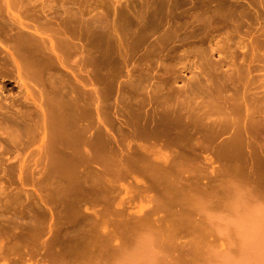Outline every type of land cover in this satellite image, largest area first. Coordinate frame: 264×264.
Here are the masks:
<instances>
[{
    "label": "rangeland",
    "instance_id": "rangeland-1",
    "mask_svg": "<svg viewBox=\"0 0 264 264\" xmlns=\"http://www.w3.org/2000/svg\"><path fill=\"white\" fill-rule=\"evenodd\" d=\"M14 1L15 0H13V4L10 0L0 1L1 22L5 23L4 19L5 17L7 18L6 15H9L8 8H12V10L16 13L22 14L23 17L26 18L25 21L29 23L28 25H30V29L24 28L23 30H27L29 32L28 34L31 35L38 34L35 36L40 37L39 41L45 36V39L43 38V40H41L40 42L45 40L44 42L46 43L49 41V45L51 41L56 43L55 41L57 40V35L54 36L55 34L60 33V31H66V29L68 31H71V33H69L70 31H67L69 33L67 34V36L69 37L70 41H72L71 44H73L74 42V46L78 47L73 54L77 53L81 56V58L77 54L76 56H73L72 54L71 57L66 61V67H68L69 69L62 67V71L68 73L64 74L63 76L66 79V82L69 83L68 85H72L70 88L74 87L73 83L78 87L83 82L87 84L86 88L84 87L86 89V93L87 90L88 93H91L92 91L99 92L95 94V97H98V99H91L92 102H90V100L86 101L85 111L87 112L86 115L88 116H86L87 120H85L84 124L87 125V127L90 124L88 137L90 136V138L93 140L99 137L95 145L97 144V147L102 149L104 153L103 157H110L114 159L111 163L107 164V166L104 167L98 165L97 163H94L92 164V168L90 167L91 165H86L84 167L80 166L77 169V167L74 168L71 165L68 170V175H70L72 181L71 183H69L70 181H68V178L65 179L66 181L62 180L61 188H63V185H66L64 187L69 190L70 188L75 189V191L79 189L77 191L78 194H74H77L80 197H75V200H73L74 198L72 197L73 199L69 198V200L72 199V201H78L79 199H82V201L79 200L81 201V204L79 203L78 207V201L77 203H74L76 204L75 206H72L71 204L73 203L70 204V202H66L67 197L65 198L66 201L63 200L64 198L60 199V202L56 200V198L58 199V197H55L54 195H56L57 190L59 191L58 187L60 185L58 183H56L58 187H55V183L53 184L54 186L52 185L53 182H56L54 179L57 180L58 177L54 178L52 176L53 172L51 171V168L49 166L50 162L48 158V149L46 150V143L41 138L43 135L40 132L43 130L45 125L44 123H42L43 121L41 122V120H44V117L40 109L45 105V95L44 91L42 90L43 87L42 85H40V83L36 84L37 81L32 80L33 78L29 79L32 76H29L28 78L25 77L24 70H22L21 75H19L20 73L18 71V68L9 54V50H11L10 46L13 45L12 37L9 40V36H12V31L14 36L16 30H11L5 24L0 23V38H2V40L0 39V42L4 40L0 43V52L3 51L0 53V65L3 64V66H0V192L2 193V191H4V193H0V211H2L4 215L8 216V218L10 217V219L19 217L21 224H23L20 234L16 235L15 237H11V235L8 234V236L6 234L0 236V264H264V155H259V153L261 154L264 151V129H262L264 123V113L261 112L262 114L256 115V117L248 120L249 122H253H248L250 126H247H253L256 128L260 127V132L257 131L256 128L252 127L254 130H252L254 134L248 130L244 131V133H240V136H242L243 134L246 136V138L244 137L245 139L243 138L242 142L240 141L241 138L236 133L234 134L233 129H224L226 126L225 122H222V124L216 122L214 124L217 125H214L211 121H208L209 119H207L206 117L208 122L205 121L207 122L205 124L204 120L206 119H204L205 117L202 113H205L209 109H211L212 111L215 110V113H213L214 116L212 115L213 118L215 116H223L224 114L225 118L224 116H220V119L223 118L222 120H224L228 115H226L225 112H230L231 109L226 108L225 105H222L220 103V100H215L216 103H219L217 106H215V109L214 105L216 103L212 105L213 109L208 106L209 109L204 110L205 106H201L204 104L207 105V103L205 102L209 97L205 95V93L203 94V91L200 92V89H196L199 86V83H197L198 75L196 76L199 70H197L194 64L197 61V57L194 53H192L189 59L186 57L183 58L184 55H182V50L187 46H185L184 48L183 46H180V49L178 48L176 49L177 51L174 50L175 52H171L173 56L171 58H168V55H166L167 58L165 57V55L162 58L160 57V59L162 60L158 59L159 57H157V59L160 61H156V59L155 61H152V59L154 58H150V61L152 62L148 63L146 61L148 57H145L144 55L142 57V54H144L145 50L143 48L140 49L139 47H136L137 50H135L134 45V50L131 48L132 50L130 49L129 51L130 56L124 57L126 55H124L123 52L119 53L120 55L123 54L122 56L123 58H125V60L123 61L122 58L118 59L119 63H121H118V67H116V69H118L117 71L120 73L116 78L113 79V75H107L109 79L106 78L107 76H101L105 77V79L98 78L100 76L97 77L98 80L101 79L100 81H102L103 79L102 82L95 80L97 78H94V75L90 72L94 68L92 67L94 65L92 63V65L88 63L90 51L88 52L87 50V46L90 49L89 44L87 43L92 44V42H94V40L97 38V35L91 36L90 34L92 29L90 28L91 26H89V24L91 25L92 23L91 18L94 22L97 17L103 15L102 17H105L107 24H111L110 26L107 25V27H113L115 24L119 23L118 14L121 11L124 10L127 13L131 12L129 14H133L136 11H144L147 5L145 1L148 3V1L150 0H79V2H77V0H75V2L73 0H70L73 1L70 3H68L69 0H59L60 2L57 0L59 3L56 0H17V9L14 5L16 1ZM50 1H53L52 3H54V1L55 3L57 2V4H53L54 7H51L53 8V11L50 9V6H52V4L49 3ZM91 1L93 4H91ZM80 2L81 7H83L85 4L84 7L86 8H83L84 10L87 9L86 11H84L82 8L79 11L80 6H77L80 5ZM32 3L34 5H32ZM66 3H68L67 5L71 3L74 5L76 3V7L78 9L75 10V5L73 6L72 4L69 6H64L66 7L64 9L63 4ZM88 3L90 4V7L96 4H99V7L92 6L90 8L91 10H89ZM48 4L51 5L48 6ZM43 5H46V8L42 7ZM32 6L35 8V10H33L34 8H32ZM70 6L71 8H69ZM72 6L74 7V9ZM55 7H58V10L61 11L62 14L58 12L57 8L54 9ZM67 7L69 10H73H70L68 15L65 14L66 12L64 13L65 15H63V12L67 11ZM29 8L30 10L32 8L31 13H29L30 10L28 11ZM44 8L46 11L44 10ZM61 8L64 9L63 12ZM40 9H43L42 12H45L40 13ZM115 9L117 15L116 13H113L115 11H112ZM88 10L90 11V13H88ZM25 11H27L28 13H25ZM75 11L77 12L75 13ZM47 12H50V14L47 15ZM52 12L55 14L53 15ZM36 13L42 14L43 16L40 15L41 17H39V14ZM80 13V19H83L86 16V20L81 19L80 22L79 18L78 20L74 19L76 20L75 24V21L72 20V18L70 22H68L69 26H66V24H64L65 26L63 25V23H67L66 21L70 19L69 17H73L75 14L79 15ZM58 14H61V16L63 15L62 18L61 16H58ZM51 15L53 16V18L51 17ZM64 16L68 19H65ZM115 16L118 17L116 18ZM94 17L96 18L94 19ZM38 18V21L40 22H44L49 18L50 22L49 20H47V22H49L47 24L50 26H47L46 24L45 25L48 28H45L46 26H41L40 22L37 23V21H35ZM62 19L65 22L62 21ZM89 21L91 23H89ZM43 22L42 24L44 25L46 21L44 23ZM82 24L87 29L84 27H80L82 26ZM39 26H41L42 28H39ZM7 28L11 31H9ZM35 29H38V32L34 31ZM81 29L84 31H82ZM52 30L53 32H55V34L52 32ZM54 30H56L57 32ZM86 30L89 31L86 33ZM2 32H7L10 35L8 36L7 34L6 36V34ZM83 32H85V34ZM50 33L54 34L53 38L55 40L52 39V36H49ZM82 34L84 35L82 36ZM2 35L3 37H1ZM69 35L74 36L72 37ZM89 36H91L92 38H96H93L92 41ZM5 40L9 41L6 42L8 46H6V44L4 43ZM129 40L130 42L127 43L132 44L131 41L133 39L131 40L129 38ZM135 42L136 40L134 41V44ZM127 43L125 42V46L128 48V45H126ZM203 45L206 46L207 43H204ZM123 49H125V47ZM138 49H140L141 51H138ZM86 52H88V54ZM86 54L88 57L86 56L87 60L85 58L84 63L82 57H85ZM140 55L141 59H144L145 62L140 59ZM72 56L74 58H72ZM169 56H171V54ZM118 57L120 56L118 55L117 58ZM214 57L215 58L213 59H216L218 55ZM140 60L142 61V63ZM7 61L8 63H6ZM83 63L85 64V67ZM11 64H13L12 66L16 68L14 69ZM4 65H8L9 68L12 67L13 70ZM150 67H152V69L149 70ZM143 68H146L148 72ZM140 69L146 71L147 73H145V76H147L148 74V77L146 78L145 76H143V79H141V81L139 82L141 84L137 82L138 85H140L139 88V86L136 84L138 86L137 89H139L140 91H137V89L133 91V89L136 88L135 83V87L132 86V89L127 86H130L128 85L130 81L132 83L133 79L139 77V75H137L135 78H133V75H136L138 73L142 74L141 72H139L141 71ZM83 70L84 72H82ZM149 71L152 72L150 76ZM74 72L77 73V75H75ZM131 72H134V74H131ZM257 72L255 73L260 76L253 73V79L251 75L249 77L245 75L248 79L243 76L242 80L243 78L245 80H241L242 82L240 81L242 86L239 87L240 89L243 88L242 93H248L247 95H245V97H249V100L253 98H260L261 101L264 100V70ZM22 75L25 78H23ZM21 76L23 80H21ZM70 76L72 77L71 79L73 81L70 79ZM110 78H112L113 80L111 79V81ZM19 80L26 81L31 84L35 83V85L37 86H35L34 95H32L33 97L30 100L27 98V93L24 86L21 85L23 86L22 88L19 85L21 84ZM76 81H78L79 83L81 81V83L77 85L78 82ZM243 82L245 84H243ZM249 83L250 85L252 83L256 84L257 88L255 87L256 85L252 84L250 86ZM261 84L262 86H260ZM161 85H164V87H161ZM195 85L198 86L195 88ZM244 85L250 86L249 88L247 86L248 91L245 90L246 92L244 91V89H246ZM154 86H156L157 89L154 88ZM159 86L161 87V91L159 90ZM232 87L235 89V86L232 85ZM232 87L231 89H224L222 91L223 93L221 94L224 95L222 97H230L231 94L233 97L234 93H236L238 89H235L236 92H234L235 90L233 89L232 91ZM237 87L238 86H236V88ZM127 88L129 89V92H127ZM188 89L190 91H188ZM250 89L252 90V92ZM259 89L262 90L261 96L259 94ZM130 90L134 93H132V97L134 96V99L130 95ZM229 90H231L232 92L230 93ZM135 91H137L138 95L141 96H139L140 99L143 97L141 99L142 101L138 100L139 97H137V92ZM239 91L241 92V90ZM154 93H156L155 96ZM186 93L188 96L185 95ZM126 94H128V99L125 98ZM244 94H236L235 96ZM202 96L207 100L205 101L203 99L204 101H202ZM205 96H207L208 98H206ZM144 98L145 100H143ZM189 98L191 101L189 100ZM129 99H131L132 101L137 99L135 100V103H133L134 106L130 104V102L132 101H130ZM209 99L213 98L210 97ZM184 100L186 102H182ZM30 102L31 104H29ZM261 103L262 105L260 104L259 106H261L262 108V110H260L263 111L264 104L263 102ZM199 104H201L200 106L202 108H200ZM34 105L36 106L39 113L37 112V110H35L36 108L33 107ZM219 105H221V107ZM199 108L202 110V112L201 110H199ZM217 108L220 111H218ZM243 108L245 107H240L239 110L241 109V111H244ZM21 111H28L27 116H29V114L33 112L34 119L32 120V116H30V119L31 123L32 121H36L34 122L36 124L33 123L32 127L36 126L35 128H33L35 129V132L38 130L40 134H37L36 132V135H34L33 137L29 134H26L25 132L22 133V128H20L22 127V125L20 126V124L12 120L11 122L10 120L7 121V118L11 117L9 114L15 112V116L22 113ZM35 111L36 113H34ZM195 111L197 112V115L203 117V121H199V118L195 120L197 116ZM16 112L19 113L16 114ZM191 114L194 115L192 116ZM147 117L149 120H147ZM229 117L233 120V118L235 119V117L237 116L232 113L231 115H229ZM237 118L239 119V116ZM30 119L26 121H29ZM220 119H216L215 117V120L217 121H219ZM259 120L263 123L261 122V124ZM88 121L90 123H88ZM195 121L201 122L202 124L198 125V123L196 124ZM212 121H214V119ZM237 121L241 123L240 119ZM40 122L44 125L42 126ZM31 123L29 121V124ZM68 123L70 125H73V122L69 121ZM208 123L210 125L206 126ZM240 123L239 125L241 126ZM13 124L19 125L20 132L17 130V128H15L16 125L14 126ZM192 124H196L197 126H192ZM37 125L40 126L39 128H42V130H39V128L37 129ZM213 125L214 127L212 128L211 126ZM215 127L219 132L217 133V135H215V132H217V130H215ZM193 128L194 130H192ZM221 128H223L224 130H221ZM95 131H99V133ZM256 131L258 133H255ZM259 133L260 137L258 136ZM248 134H251L252 138ZM92 135L93 137L95 135V138H93ZM236 135L238 138L236 137ZM254 137H259L260 139L257 138V140H253L255 139ZM234 138H237V140L235 141ZM231 139L235 144L234 147L236 146L235 149L232 146L233 143L231 144ZM251 139L255 143L254 145L252 144V142H250ZM234 141L237 143H235ZM245 142L247 143L245 144ZM250 146L251 148H249ZM252 146L254 148H252ZM256 147H259L261 150L258 149L259 151H256ZM227 150H235L234 152L236 154L227 155L222 153ZM245 154H247L248 156ZM249 154H252V156ZM126 155L128 157L132 156L131 158L133 159V161L134 159H136L133 157L138 156V159L140 157L139 160L136 159V161L138 162L135 161L138 166H136L135 168L130 166V168L132 167L131 171L133 172L129 170V167L128 169L126 168V166L128 165V157ZM145 155L147 156L145 157ZM117 156H119L122 160L126 159L125 156L127 157L126 162L124 161V165H126L127 163L126 166L123 165V161L121 160V164L125 167L126 170L124 168L118 167L120 166V163H117ZM141 157L144 158V161H142L143 159L141 160ZM131 158H129L128 160L130 161ZM133 161L132 163L130 161L129 163L131 164L129 165L135 166L136 164H134ZM139 161L144 162V164L141 162L139 163ZM142 164L144 167H142ZM115 165L123 173V176H121V178L120 176L117 177V179L120 178L117 181H115L116 178L114 179V177H112V179L110 177L111 171L109 174L110 176H107L105 174L107 173L106 171L108 169H111V167H114ZM138 167L145 169L146 167H152L151 169H149L153 171L155 175L153 173L151 175L150 170V173L148 172L149 175L143 169H140L139 171ZM90 168L92 171L89 170ZM94 170L97 171V173L98 171L101 172V170H103L105 172V180L102 179L101 184L97 185L95 188L94 185H96V183L93 179L90 178L92 181H87V183L89 182L88 184H92L94 182V185H89L90 187L88 186V190V187L86 188L87 185L83 187L85 189V192H89H86V195L85 193H83L84 191H82L83 188L78 186V181H76L75 183V179L78 180L77 177L81 176L82 174L84 177L86 175L88 176L87 173L89 172L90 174L92 172L96 173ZM84 171L88 172L85 173ZM141 171L147 178L142 175L143 173H141ZM47 172H50V174H46ZM78 173H81V175H79ZM150 175L155 181H157V183H153L154 181L152 177H150ZM50 177L54 180L53 182ZM48 179H50L49 182H47ZM111 181H114V183H112ZM53 187L54 189L58 188L55 190L56 193L54 192V194L49 191ZM1 188L5 190H2ZM90 188L92 190H90ZM72 189L70 191L74 192L72 191ZM97 190L101 193L97 192ZM47 191L50 195L49 200L47 199ZM52 191L54 190L52 189ZM16 192L19 193L16 194ZM51 193L53 196L51 195ZM98 194L100 195V198L98 197ZM45 195L47 196L46 198ZM42 196L48 201L45 199H43L45 200L43 201ZM51 197L52 199L54 198V201H52ZM84 197L87 198L84 199ZM62 200L65 201V203H62ZM50 203L54 205H51ZM33 204L35 205L33 207H35L36 212H34L35 210L32 207ZM38 204L40 207L38 206ZM8 208L10 212L8 211ZM42 208H44L45 210ZM37 210L39 211V214L41 213V218L39 216H36L39 215L37 214ZM77 210L82 213L81 216L79 215ZM32 211L34 212V214L32 213ZM12 212L14 214H12ZM30 212L33 215H31ZM97 213H100L102 217H98ZM77 214L84 222L87 221L86 218H94L93 216L101 219L106 217L107 215L109 220L106 221L105 219H103V221L105 220L104 223L101 219V223H99V220L95 221V219L90 218V221H95L98 223L94 222L95 225L97 224L95 226L94 223L89 224L88 220L85 223V225L87 223L88 225L84 227L87 230L86 231L84 229H80L83 228L82 225L84 226V224H81V220L79 219ZM65 215H73L72 217H76L73 218V220L71 219V222L70 219H68V216ZM82 216L85 218L82 219ZM32 217H35L38 221L39 218L41 219L40 223H38V221L32 223L33 225L36 224L37 226V228L35 227L37 229V232L34 230L33 233L29 232V229H31V227L33 226H31L30 222V218ZM60 220L63 222H61ZM46 221L49 222L47 223ZM60 222L65 223V225H62ZM66 222H69V229L67 228L68 226ZM58 225L64 227L63 229L60 226V229L62 228L63 231H60V229H58ZM56 228L60 232H57ZM89 228L92 230H90ZM82 230L84 231L82 232ZM55 232L57 234H55L56 240H54ZM58 233H60V237L58 236ZM36 234L37 236H35ZM61 237L63 239H61ZM59 238L61 239L60 241ZM64 239L66 240V242H64ZM147 242L148 245L145 246ZM47 243H49V245H47ZM149 246L150 250L149 248H147ZM51 247L53 250H51ZM46 248L48 251L46 250ZM144 250L146 251L143 252ZM147 251L150 252L148 253ZM146 253L148 254L146 255ZM137 256L138 258L136 259ZM140 256L146 259V261L144 259V263L142 262L143 259H140ZM127 260H129V262Z\"/></svg>",
    "mask_w": 264,
    "mask_h": 264
},
{
    "label": "bare ground",
    "instance_id": "bare-ground-1",
    "mask_svg": "<svg viewBox=\"0 0 264 264\" xmlns=\"http://www.w3.org/2000/svg\"><path fill=\"white\" fill-rule=\"evenodd\" d=\"M1 1V0H0ZM10 1H12V4H13V0H10ZM16 1V2H15ZM14 2V5H15V8H16V5H17V3H18V1L17 0H15ZM46 1V0H45ZM57 1V0H56ZM59 1V0H58ZM57 1V2H58ZM74 2H75V0H73ZM73 1H70L69 0V2L68 3H70V2H73ZM119 1V0H118ZM9 2V1H8ZM48 2V1H47ZM53 2V1H52ZM51 1L49 2V3H51L52 4V6H50L51 4H48V6H50V9L52 10L53 8H51V7H54L53 6V4L55 3V1H54V3H52ZM57 2L55 3V4H57ZM60 2V1H59ZM58 2V3H59ZM77 2H79V0H77ZM87 2V1H86ZM89 2V1H88ZM142 2V1H141ZM144 2V1H143ZM4 3H5V1H4ZM30 3V2H29ZM36 3V2H35ZM45 3V2H44ZM43 3V4H44ZM68 3H66V4H63V8L65 9L66 7H64V6H69V5H71V4H69V5H67ZM145 3L147 4L146 5V9L144 10V11H136V12H134L133 14H129V13H131V12H129V13H127V12H125L124 10L123 11H121L119 14H118V16H119V23L118 24H115L113 27H107V25H109V24H107V21H106V19H105V17H102V16H99V17H97V19H95L96 17H94V22L92 21V18H91V22L89 21V23H91V25L89 24V26H91L90 28H92L91 29V32H90V34H91V36H95V35H97V38L96 37H93V38H96L95 40H94V42H92L93 41V38L91 37V36H89L90 38H91V42H92V44L91 43H87V44H89V47H90V49L88 48V46H87V50H88V52L90 51V57H88L87 56V54H88V52H86L87 54L85 55V57L83 56L82 57V60L84 61V63H85V58H86V60H87V57H88V63L89 64H93L94 66H92V67H94L93 69H92V71H90L91 72V74H93L94 76V78H97L98 76H100V77H98V78H103V79H105V77H101V76H107V75H113L112 77H113V79L114 78H116L117 77V75H119V73L120 72H118L117 70L118 69H116V67H118V63H119V61H118V59L119 58H122L123 59V61L125 60V58H123V54L122 55H120L119 53H124V55H126V56H124V57H128V56H130V53H129V51H130V49L132 48L133 50H134V45H135V50H137V48L136 47H139L140 49L141 48H143L145 51H144V54H142V57H143V55L145 56V57H148L147 58V62L149 63V62H152V61H155V59H156V61H160V60H162V59H160V57L162 58L164 55H165V57L167 58V56L166 55H168V58L170 57H173L172 56V53L171 52H173L174 50H176V49H178L180 46L182 47L183 46V48L185 47V46H187L186 48H184L183 50H182V55H184L183 56V58L184 57H186V58H188L189 59V57H190V55L192 54V53H194L195 54V56L197 57V61L194 63L195 64V66H196V68H197V70H199L198 72H197V74H196V76L198 75V78H197V83H199V86L198 85H195V88L196 89H200V92H202L203 91V94L205 93V95H207L209 98L211 97V98H213V99H209L207 96H205L206 98H208V100L207 99H205L203 96V98H202V101H206L205 103H207V105H201V104H199V106L201 105L202 107H204L205 106V108H204V110L205 109H209V107L208 106H210L212 109H213V106L212 105H214L216 102H215V100L217 101V100H220L219 102L222 104V105H225V107L226 108H230L231 109V111L230 112H225V114L227 115L226 116V119H224V120H222V119H220V116H215L216 117V119H220L219 121H217V120H215V117L213 118V116H214V114L213 113H215L214 111H212L211 109H209L208 111H206L205 113H202V114H204L203 116L205 117L204 119H206V117H207V119H209L208 121H211L213 124L214 123H216V122H219L220 124H222V122H225V124H226V126H225V128L224 129H226V130H228V129H233V131H234V134L236 133L240 138V141L242 142L243 141V138L245 137L246 138V136L244 135H242V136H240L241 134L240 133H244V131H246V130H248V131H251L252 133H253V128H256V127H253V126H251V127H249L250 125H249V123H252L253 121H248L249 119H251V118H253V117H256V115H260V114H262V113H264L263 111H264V108H263V111H261L262 110V108H261V106H259L260 104L262 105V103L261 102H263V104H264V100H261L260 101V98L258 99V98H253V99H248L249 97H245V95H247L248 93L246 92V91H248L247 89L252 85V84H254V83H252L251 85H250V83H249V85L250 86H248V85H244L245 86V88L246 89H244V91L246 92V94H244V93H242V89L243 88H241L240 89V87L239 86H242V84H241V82L243 81V80H245L244 78H243V80H242V77L243 76H252V79H253V73H255V72H257V71H261V70H264V0H150V1H148V3L145 1ZM21 4H23V3H21ZM46 4V3H45ZM62 4V3H61ZM79 4V3H78ZM89 4V3H88ZM91 4H93L92 3V1H91ZM95 4V3H94ZM101 4V3H100ZM1 5V4H0ZM4 5V4H3ZM9 5H11V4H9ZM19 5V4H18ZM27 5H28V3H27ZM32 5H34L33 3H32ZM36 5V4H35ZM42 5V4H41ZM47 5V4H46ZM45 5V6H46ZM60 5V4H59ZM73 5V4H72ZM75 5V6H74ZM73 6L75 7V10L76 9H78L77 7H79L80 6V8H79V11H80V9L82 8L83 10H84V8H86V7H84L85 6V4H84V6H83V4H82V6L84 7H81V2H80V5H78L77 7H76V3L74 4ZM87 5V4H86ZM102 5V4H101ZM140 5V4H139ZM141 5H142V3H141ZM20 6H22V5H20ZM31 6V5H30ZM44 5L42 6V7H45ZM47 6V7H48ZM58 6V5H57ZM72 6V7H73ZM93 6V5H92ZM91 6V7H92ZM95 6H98L99 7V4H96V5H94L93 7H95ZM144 6V5H143ZM9 7H11V6H9ZM37 7V6H36ZM74 7H73V9H74ZM89 10H91L90 8V4H89ZM137 7V6H136ZM140 7H142V6H140ZM145 7V6H144ZM32 8H34L33 6H32ZM32 8H31V10H32ZM46 8V7H45ZM45 8H44V10H45ZM57 8V10H58V7H55L54 9H56ZM63 8H61L62 9V12H63ZM69 8H71V6L69 7ZM127 8H129V7H127ZM9 10V15H6L7 16V18L5 17V23H3V22H1L0 21V23L2 24H5L9 29H11V30H16L15 31V34H14V36H13V31H12V36H9L10 34L9 33H4V32H2V33H4V34H6V36H7V34H8V36H9V40H10V38L12 37V44L13 45H11L10 46V48H11V50H9V54H10V56L12 57V59H13V61H14V63L16 64V66H17V68H18V71H19V75H21V72H22V70H24V74H25V77H29V76H32L31 78H29V79H32V80H35V81H37L36 82V84L37 83H40V85H42V90L44 91V95L46 96H44V103H45V105H44V107H42V108H40L41 109V111H42V115H43V117H44V120H41V122L42 123H44V124H42L41 122V124H42V126L44 125V128H43V130H42V128H39L40 126H38L37 127V129L39 128V130H42V131H40L41 132V134L43 135L41 138L44 140V142L46 143L45 144V147H46V150L48 149V158H49V162H50V164H49V166H50V168H51V171L53 172H51L53 175V177L54 178H57V180L56 179H54L56 182H53L54 180L50 177V179L52 180V185L55 183V187H58L57 186V184L56 183H58L60 186L58 187L59 188V191L57 190V193H56V189H58V188H55L54 189V187L53 188H51V190H49V191H51L53 194H54V192L56 193V195H54L55 197H58V199L56 198V200H58L59 202H60V199H63V200H65V198L67 199V201L66 202H70V204L71 203H73V204H71L72 206L74 205H76V204H74L75 202L77 203L79 200H81L82 201V199H77L78 201H72V199L73 200H75V197L76 198H78V197H80V196H78L77 194V191L79 190H77V191H75V189H72V188H70V190L72 189V191H74V192H71L69 189H67L66 187H64V186H66V185H63V188L65 189H63V188H61V181L62 180H64V181H66L65 179H69L68 181H70L69 183H71V177H70V175H68V170H69V167L72 165L74 168H76L77 167V169H78V167H80V166H89V165H91L90 167L92 168V164H94V163H97L98 165H100V166H102V167H104V166H107V164H109V163H111L112 162V160L114 159V158H105V157H103L104 156V153H103V151H102V149H100V148H98L97 147V144L95 145V143H96V141H97V139L99 138H96V139H91L90 138V136L88 137V132L90 131L89 129V125H88V127H87V125H85L84 123H85V120H87L86 118V116H88V115H86V101L88 100H90V102H92L91 101V99L93 100L94 98H96L95 97V94H97V93H99V92H96V91H90L91 93H88V90H87V93H86V86H87V84L86 83H83L82 82V84L81 85H79L80 83H81V81H80V83L78 82V81H76V82H78V84L77 85H79L78 87L77 86H75L74 85V83H73V88H70L72 85L70 84V86L68 85L69 83H67L66 82V79L64 78V74H68V73H66V72H64V71H62V67H64V68H68V67H66V61H67V59H69L70 57H71V55L76 51V48H78V47H75L74 46V42H73V44H71V42L72 41H70V39H69V37L67 36V34H69V33H71V31L69 32L67 29H66V31H60V33H57V34H55V32H53V30H52V32L55 34H53V33H50V37L52 36V39H54L53 38V35L54 36H56L57 35V40L55 41L56 43H54V42H50V45L48 44V42H44V41H42V42H40L41 40H43V38L45 37H43L40 41H39V38L40 37H36L35 35H38V34H35V35H31V34H28L29 32L27 31V30H25V31H27V32H25L23 29L24 28H27V29H30V25H28L29 23H27L26 21H25V19L26 18H24L23 17V15L22 14H20V13H16L15 11H13L12 10V8H8ZM14 9V8H13ZM17 9V8H16ZM15 9V10H16ZM49 9V10H50ZM73 9H70V10H73ZM94 9V8H93ZM96 9H98V8H96ZM102 9H104V8H102ZM0 10H1V7H0ZM30 10V8L28 9V11ZM31 10L29 11V13H31ZM33 10H35V8L33 9ZM41 10V12L40 13H44L45 11H43L42 12V10L43 9H40ZM67 11H64L63 12V15H68L69 14V12H70V10L68 9V7H67V9H66ZM69 10V11H68ZM83 10H82V13H83ZM87 9H85L84 11H86ZM88 10V11H89ZM108 10V9H107ZM134 10V9H133ZM136 10H137V8H136ZM48 11V10H47ZM53 11V10H52ZM78 11V12H79ZM112 11H115V12H113V13H116V15H117V12H116V9L115 10H112ZM118 11H120V10H118ZM132 11V10H131ZM3 12V11H2ZM34 12V11H33ZM37 12V11H36ZM55 12V11H54ZM58 12L59 13H61V11H59L58 10ZM66 12V13H65ZM68 12V13H67ZM77 11H75V13H76ZM0 13H1V11H0ZM25 13H28L27 11H25ZM65 13V14H64ZM86 13V12H85ZM84 13V14H85ZM88 13H90V11L88 12ZM33 14V13H32ZM36 14H39V13H36ZM48 14H50V12H47V15ZM52 14L54 15L55 13H53L52 12ZM57 14V13H56ZM62 14V13H61ZM61 14L59 15L58 14V16H61ZM70 14H72V13H70ZM99 14V13H98ZM97 14V15H98ZM34 15H35V13H34ZM40 15H42V14H39V17H41ZM62 15V16H63ZM110 15V14H109ZM113 15H115V14H113ZM33 16V15H32ZM37 16V15H36ZM43 16V15H42ZM46 16V15H45ZM62 16H61V18H62ZM94 16V15H93ZM106 16V15H105ZM111 16V15H110ZM117 16V17H118ZM51 17L53 18V16L51 15ZM50 17V18H51ZM65 17V16H64ZM80 17H81V13L78 15H74L73 17H69L70 19L69 20H65V19H68L67 17H65V21L67 22V23H63V25L64 24H66V26H69L68 25V22H70V20L72 19V20H74V19H77L78 20V18H79V21L82 19H80ZM107 17H109V16H107ZM116 17V16H115ZM116 17V18H117ZM1 18V17H0ZM105 20H104V19ZM116 18H115V20H116ZM30 19H32V18H30ZM45 19H47V18H45ZM45 19H43V20H45ZM62 19V21H64ZM83 19H85L86 20V16H85V18H83ZM82 19V20H83ZM108 19V18H107ZM2 20V19H1ZM39 20V18L37 19V20H35V21H37V23L38 22H40V21H38ZM47 20H49V18L47 19ZM47 20H45L46 21V23H44L43 21V23H44V25L42 24V22H40L41 23V26H50V25H48L47 23H49L50 22V20H49V22H47ZM118 20V19H117ZM30 21V20H29ZM64 21V22H65ZM75 21V24H76V20H74ZM33 22H34V20H33ZM61 22V21H60ZM81 22V21H80ZM87 22V21H86ZM74 23V22H73ZM77 23H79V22H77ZM84 23V22H83ZM111 23V22H110ZM0 24V25H1ZM46 24V25H45ZM70 24V23H69ZM62 25V24H61ZM73 25V24H72ZM80 25V24H79ZM111 25V24H110ZM109 25V26H110ZM4 26V25H3ZM2 26V27H3ZM41 26H39V28H42ZM45 27V28H48V27ZM54 26H55V24H54ZM65 26V25H64ZM77 26V25H76ZM75 26V27H76ZM43 27V28H44ZM53 27V26H52ZM80 27H84V28H86L85 26H83V24H82V26H80ZM80 27H79V29H80ZM5 28V27H4ZM7 28V29H8ZM32 28V27H31ZM49 28H51V27H49ZM54 28V27H53ZM55 28H56V26H55ZM70 28V27H69ZM72 28V27H71ZM90 28H88V29H90ZM0 29H1V27H0ZM6 29V28H5ZM8 29V30H9ZM58 29H59V27H58ZM87 29V28H86ZM11 30H9V31H11ZM64 30H65V28H64ZM82 30V29H81ZM4 31V30H3ZM34 31H36V32H38V29H35ZM54 31H56V30H54ZM69 33H68V32ZM73 31V30H72ZM82 31H84V30H82ZM89 30H86V33L88 32ZM46 32V31H45ZM57 32V31H56ZM59 32V31H58ZM67 32V33H66ZM35 33V32H34ZM47 33V32H46ZM49 33V32H48ZM76 33V32H75ZM84 34H85V32H83ZM74 34V33H73ZM84 34H82V36L84 35ZM1 35V34H0ZM76 35V34H75ZM80 35V34H79ZM69 36H72V35H69ZM74 36V35H73ZM72 36V37H73ZM81 36V37H82ZM1 37H3V35L1 36ZM5 37V36H4ZM88 37V38H89ZM131 37H133V38H131ZM38 38V39H37ZM89 38V39H90ZM129 38L132 40L131 41V43L132 44H130V43H127V42H130V40H129ZM1 40H2V38H0ZM45 39V38H44ZM8 40V39H7ZM7 40H5V44H6V46H8L7 45V43L6 42H9V41H7ZM48 40V39H47ZM46 40V41H47ZM55 40V39H54ZM129 40V41H128ZM136 40V42H135V44H134V41ZM4 41V40H3ZM3 41H1V42H3ZM0 42V43H1ZM89 42V41H88ZM117 42V43H116ZM125 42L127 43L126 45H128V48L125 46ZM55 45H54V44ZM94 43V44H93ZM204 43H207V45L206 46H204L203 44ZM9 44H11V43H9ZM130 44V45H129ZM15 45V46H14ZM76 45V44H75ZM77 46V45H76ZM125 47V49H123L124 47ZM180 47V48H181ZM179 48V49H180ZM131 49V50H132ZM140 49H138V51L140 50ZM143 49H142V51H143ZM79 50V49H78ZM81 50V49H80ZM123 50V51H122ZM141 51V50H140ZM177 51V50H176ZM1 52H3V51H1ZM0 52V53H1ZM79 52V51H78ZM133 52V51H132ZM132 52H131V54H132ZM175 52V51H174ZM80 53H82V52H80ZM85 53V52H84ZM77 54V53H76ZM76 54H73V56L75 55L76 56ZM171 54V56H169ZM1 55V54H0ZM77 55H79V54H77ZM120 56V57H118L117 58V56ZM174 55V54H173ZM216 55H218V57L216 58V59H213V58H215L214 56H216ZM72 56V58H74ZM80 56V55H79ZM87 56V57H86ZM122 56V57H121ZM157 57H159L158 59H160V60H158L157 59ZM76 58V57H75ZM78 58V57H77ZM80 58H81V56H80ZM150 58H154V59H152V61H150L151 59ZM165 58V59H166ZM7 59V58H6ZM127 59V58H126ZM140 59H141V55H140ZM4 60V59H3ZM79 60V59H78ZM82 60H80V61H82ZM142 60V59H141ZM140 60V61H141ZM8 61H9V59H8ZM8 61L6 62V63H8ZM80 61H79V63H80ZM121 61V60H120ZM142 61H144V59L142 60ZM142 61H141V63H142ZM163 61H164V58H163ZM145 62V61H144ZM5 63V64H6ZM83 63V65H84V67H85V64ZM87 63V62H86ZM121 63V62H120ZM119 63V64H120ZM162 63H164V62H162ZM91 64V65H92ZM9 65V64H8ZM8 65H4V66H6V67H8ZM13 64H11V66H12ZM69 65V64H68ZM142 65V64H141ZM144 65H145V63H144ZM0 66H3V64H1ZM10 66V65H9ZM143 66V65H142ZM14 69L16 68V67H14V66H12ZM9 68V69H12L13 70V68ZM146 67H147V65H146ZM192 67V66H191ZM83 68V67H82ZM166 68V67H165ZM164 68V69H165ZM195 68V67H194ZM69 69V68H68ZM85 69V68H84ZM142 69V68H141ZM140 69V70H141ZM144 70H147L146 68H143ZM150 69H152V67H150L149 68V70ZM168 69V68H167ZM188 69H189V67H188ZM8 70V69H7ZM79 70V69H78ZM77 70V71H78ZM144 70H141V71H139V72H141L142 74H140V73H138V74H136V75H133L134 77L133 78H135L137 75H139V77L137 78L136 77V79H133L132 80V83H131V81L129 82V84L128 85H130V86H127V87H130V89H132L131 87L132 86H134V83H135V86H136V88L135 89H133V91L134 90H136L137 88H138V86H139V88H140V85H138V83L141 81V79H143V76H145L146 74L145 73H147L148 72V70H147V72L146 71H144ZM154 70V69H153ZM153 70H151V71H153ZM6 71V70H5ZM16 71V70H15ZM14 71V72H15ZM80 71H81V69H80ZM144 71V72H143ZM151 71H149L150 73H149V76L152 74V72ZM255 71V72H254ZM79 72V71H78ZM82 72H84V70L82 71ZM93 72V73H92ZM118 72V73H117ZM137 72H138V70H137ZM2 73V72H1ZM75 73V72H74ZM88 73V72H87ZM136 73V72H135ZM199 73V74H198ZM258 73V72H257ZM257 73H255V75L257 74ZM80 74H82V73H80ZM90 74V73H89ZM131 74H134V72L132 73L131 72ZM259 74H261V73H259ZM75 75H77V73H75ZM95 75H96V77H95ZM115 75V76H114ZM254 75V76H255ZM258 75V74H257ZM23 76V75H22ZM22 76L20 77V78H22ZM67 76V75H66ZM130 76V75H129ZM245 76V77H246ZM258 76H260V75H258ZM257 76V77H258ZM24 76H23V78H25ZM131 77H132V75H131ZM146 78L148 77V74H147V76H145ZM23 78L21 79V80H23ZM72 77L70 76V79H71ZM98 78L97 79H95V80H98ZM106 78H108V76L106 77ZM261 78H262V76H261ZM67 79H68V77H67ZM103 79H102V81H103ZM109 79V78H108ZM112 78H110V80H111ZM112 79V80H113ZM246 79H248L247 77H246ZM259 79V78H258ZM40 82H39V81ZM72 80V79H71ZM101 80V79H100ZM100 80H98V81H100ZM111 80V81H112ZM145 80V79H144ZM143 80V81H144ZM242 80V81H241ZM250 80H251V78H250ZM263 80V79H262ZM20 81V80H19ZM69 81V80H68ZM73 81V80H72ZM102 81H100V82H102ZM241 81V82H240ZM257 81V80H256ZM21 82V84H19L20 86L21 85H23L24 86V88H25V90H26V93H27V98L30 100L33 96L32 95H34V89H35V83H33V84H31V83H29V82H26V81H20ZM138 82V83H137ZM247 82V81H246ZM239 83V84H238ZM262 83V82H261ZM132 84V85H131ZM138 86H137V85ZM139 84H141V83H139ZM158 84V83H157ZM243 84H245L244 82H243ZM247 84V83H246ZM259 84V83H258ZM156 85V84H155ZM232 85L233 86H235V89H238V91L237 92H240L239 90H241V92L240 93H237L236 92V90L232 87ZM254 85H256V84H254ZM253 85V86H254ZM23 86H21L22 88H23ZM134 86V87H135ZM142 86V85H141ZM158 86V85H157ZM236 86H238L237 88H236ZM243 86V87H244ZM247 86H248V88H247ZM252 86V87H253ZM260 86H262V84L260 85ZM37 87V86H36ZM85 87V88H84ZM133 87V88H134ZM161 87H164V85L162 86L161 85ZM160 86H159V90H160V88H161ZM231 87H232V91H233V89L235 90L234 92H236V93H234V95H233V97H232V94H231V96L230 97H222V96H224V95H221L223 92V90L224 89H231ZM256 88H257V85L255 86ZM254 87V88H255ZM152 88V87H151ZM154 88H156V86H154ZM126 89V88H125ZM124 89V90H125ZM128 89V88H127ZM157 89V88H156ZM189 89H190V87H189ZM188 89V91H190ZM191 89H193V88H191ZM75 90H77V91H75ZM139 89H137V91H138ZM251 90V89H250ZM250 90H249V92H250ZM260 90V89H259ZM131 91V90H130ZM137 91H135V92H137ZM140 91V90H139ZM144 91V90H143ZM157 91V90H156ZM155 91V92H156ZM161 91V90H160ZM198 91V90H197ZM230 91V93L232 92L231 90H229ZM256 91V90H255ZM261 91L262 90H260V96H261ZM264 91V90H263ZM127 92H129V89H128V91ZM153 92H154V89H153ZM152 92V93H153ZM186 92V91H185ZM192 92V91H191ZM251 92H252V90H251ZM126 93V92H125ZM132 91H131V97H132ZM162 93H164V92H162ZM256 93H257V91H256ZM264 93V92H263ZM123 94H124V92H123ZM129 94V93H128ZM128 94H126V99H128L127 98V96H128ZM134 94V93H133ZM136 94V93H135ZM155 94L156 93H154V96H155ZM158 94V93H157ZM202 94V93H201ZM236 94H244V95H240V96H235ZM258 94V93H257ZM90 95V96H89ZM94 95V96H93ZM100 95V94H99ZM137 97H139L140 95H138V92H137ZM185 95H187V93L185 94ZM184 95V96H185ZM88 96V97H87ZM125 96V95H124ZM143 96H145V95H143ZM153 96V97H154ZM158 96V95H157ZM163 96V95H162ZM165 96V95H164ZM188 96V95H187ZM212 96H214V97H212ZM235 96V97H234ZM254 96H256V95H254ZM259 96V95H258ZM93 97V98H92ZM134 97V96H133ZM132 97V98H133ZM141 97V96H140ZM140 97L138 98V100H141L140 99ZM217 97V98H216ZM35 98V97H34ZM100 98V97H99ZM131 98V99H132ZM96 99H98V97L96 98ZM131 99H129L130 101H132ZM134 99V98H133ZM185 99V98H184ZM204 99V100H203ZM263 99H264V97H263ZM135 100H137V99H135ZM135 100L134 101H132V102H130V104H132L133 106H134V104L133 103H135ZM143 100H145V98L143 99ZM157 100V99H156ZM189 100H190V98H189ZM28 101V100H27ZM142 101V100H141ZM191 101V100H190ZM201 101V102H202ZM97 102H98V100H97ZM169 102V101H168ZM182 102H186L185 100L184 101H182ZM189 102V101H188ZM187 102V103H188ZM260 102V103H259ZM34 103H37V102H34ZM89 103V102H88ZM139 103V102H138ZM138 103H137V105H138ZM173 103V102H172ZM180 103V102H179ZM29 104H31V102L29 103ZM163 104V103H162ZM170 104V103H169ZM184 104V103H183ZM219 103H216L215 105H214V109H215V106H217ZM38 105H40V104H38ZM37 105V106H38ZM136 105V106H137ZM142 105V104H141ZM158 105H160V104H158ZM166 105V104H165ZM177 105V104H176ZM182 105V104H181ZM188 105V104H187ZM42 106H43V103H42ZM140 106V105H139ZM138 106V107H139ZM184 106V105H183ZM200 106V108H202ZM220 107H221V105H219ZM245 107V108H243V110L244 111H241V109L239 110V108L241 107ZM264 106V105H263ZM34 108H36V106L34 105L33 106ZM208 107V108H207ZM39 108V107H38ZM176 108H178V107H176ZM180 108V107H179ZM184 108V107H183ZM199 108V110H201ZM219 108V107H218ZM218 108H217V110H218ZM142 109V108H141ZM261 109V110H260ZM28 110V109H27ZM35 110H37V108L35 109ZM99 110H100V108H99ZM180 110V109H179ZM29 111V110H28ZM28 111H21L22 113H20L19 115L17 114V113H19V112H16V114L17 115H15L14 116V114H15V112L14 113H11V114H9L11 117H9V118H7L6 120L7 121H9L10 120V122H11V120L12 121H15L16 123H18V124H20V126L22 125V127H20V128H22L21 130H22V133H26V134H29V135H31V136H33L34 137V135H36L35 133L37 132V134L39 133L38 132V130L35 132V127L36 126H33L32 127V124L34 123V122H36V121H32V123H31V119H30V116H34L33 115V112L31 113V114H29V116H27V112ZM98 111V110H97ZM194 111V110H193ZM218 111H220V110H218ZM37 112L39 113V111L37 110ZM183 112V111H182ZM189 112H191V111H189ZM189 112H188V114H189ZM196 112V111H195ZM201 112H202V110H201ZM201 112H199V113H201ZM224 112V111H223ZM262 112V113H261ZM34 113H36V111L34 112ZM99 113V112H98ZM194 113V112H193ZM234 114L235 116H239V119L241 120V123L240 122H238L237 120H239L237 117H235V119L233 118V120L229 117V115H231V114ZM101 114V113H100ZM221 114H222V112H221ZM41 115V114H40ZM41 115V116H42ZM192 116L194 115V114H191ZM196 115H197V112H196ZM195 115V116H196ZM213 115V116H212ZM217 115H219V114H217ZM14 116V117H13ZM183 116V115H182ZM199 116V117H198ZM223 116H224V118H225V115L223 114ZM223 116H221V117H223ZM263 116H264V114H263ZM29 117V118H28ZM145 117V116H144ZM184 117V116H183ZM189 117H190V115H189ZM212 117V118H211ZM262 117V116H261ZM6 118V117H5ZM195 118V117H194ZM197 118H199V121L201 120V121H203V117L201 116L200 117V115H197L196 116V118H195V120L197 119ZM264 118V117H263ZM28 119H30L29 121H30V123L31 124H29V121H26V120H28ZM34 119V117L32 118V120ZM43 119V118H42ZM186 119V118H185ZM207 119L206 120H204V122L205 121H207ZM211 119V120H210ZM214 119V121H212ZM237 119V120H236ZM258 119V118H257ZM262 119V118H261ZM147 120H149L148 119V117H147ZM192 120V119H191ZM73 122V125H70L68 122ZM143 121H144V119H143ZM198 121V120H197ZM207 121V122H208ZM234 121V122H233ZM258 121V120H257ZM260 121V120H259ZM26 122H28V123H26ZM67 122V123H66ZM196 122V121H195ZM207 122H205V124L207 123ZM211 122H209V123H211ZM249 122V123H248ZM262 121H260V123H261ZM14 123V122H13ZM88 123H90L89 121H88ZM185 123V122H184ZM183 123V124H184ZM186 123H187V121H186ZM198 123V125L199 124H202L201 122H196V124ZM207 124L206 126H208V125H210V124ZM239 123L241 124V126L239 125ZM263 123V122H262ZM261 123V124H262ZM34 124H36V123H34ZM196 124H192V126H194V125H196ZM254 124V123H253ZM252 124V125H253ZM14 125V124H13ZM16 125V124H15ZM14 125V126H15ZM214 125H217V124H214ZM214 125L213 126H211L212 128L214 127ZM247 125H249V126H247ZM41 126V127H42ZM185 126V125H184ZM187 126V125H186ZM197 126V125H196ZM205 126V127H206ZM256 126H257V124H256ZM188 127V126H187ZM199 127V126H198ZM227 127V128H226ZM253 127V128H252ZM263 128L262 129H264V123H263V126H262ZM15 128H17V130L20 132V129H19V125H16L15 126ZM210 128V127H209ZM260 128V127H259ZM259 128L257 127L256 129H257V131H259L260 132V130H259ZM197 129V128H196ZM205 129H207V128H205ZM223 128H221V130H224ZM192 130H194V128L192 129ZM214 130V129H213ZM215 130H217L216 129V127H215ZM253 130V131H252ZM248 131H247V133H248ZM255 132V133H258V132ZM95 132H97V133H99V131H95ZM94 132V133H95ZM215 132V131H214ZM96 133V134H97ZM211 133V132H210ZM217 133H219L218 132V130H217V132H215V135H217ZM250 133V132H249ZM263 133H264V130H263ZM40 134V133H39ZM90 134V133H89ZM234 134H232V135H234ZM240 134V135H239ZM245 134H246V132H245ZM254 134V133H253ZM237 135H236V137H237ZM249 135V134H248ZM260 135V133L258 134V136ZM101 136V135H100ZM249 136H251V134L249 135ZM254 136H256V135H254ZM92 137H93V135H92ZM235 137V136H234ZM260 137V136H259ZM259 137H254L255 139H253V140H257V138H259ZM93 138H95V135H94V137ZM231 138H232V136H231ZM238 138V137H237ZM237 138H234L235 139V141L237 140ZM244 138V139H245ZM251 138H252V136H251ZM260 139V138H259ZM228 140H230V139H228ZM227 140V141H228ZM232 140V139H231ZM100 141V140H99ZM234 141V142H235ZM259 141V140H258ZM230 142V141H229ZM239 142V141H238ZM250 142H252V144L254 145L255 143L252 141V139L250 140ZM257 142V141H256ZM233 143V140H232V142H231V144ZM235 143H237V142H235ZM247 142H245V144H246ZM230 144V143H229ZM248 144H251V143H248ZM100 145V144H99ZM234 143H233V147H234ZM240 145V144H239ZM242 145V144H241ZM101 146V145H100ZM237 146H238V144H237ZM256 146V145H255ZM259 146H260V144H259ZM262 146V145H261ZM233 147H232V149H233ZM236 147V146H235ZM235 147H234V149H235ZM263 147V146H262ZM249 148H251V146L249 147ZM252 148H254L253 146H252ZM261 150L259 147L257 148L256 147V151H259V150ZM231 150V149H230ZM230 150H227V151H224V152H222V153H224V154H227V155H234V154H236L234 151L235 150H232V151H230ZM262 150H263V148H262ZM246 151V150H245ZM254 151H255V149H254ZM116 153V152H115ZM238 153V152H237ZM247 153V152H246ZM248 154V153H247ZM247 154H245V155H247ZM129 155V154H128ZM141 155H143V154H141ZM249 155H251L252 156V154H249ZM259 155H264V151L260 154L259 153ZM127 156V155H126ZM125 156V158L127 159V157ZM131 156V155H130ZM147 155H145V157H146ZM237 156V155H236ZM248 156V155H247ZM114 157H116V156H114ZM132 157V156H131ZM131 157H128V159L129 158H131ZM117 160H118V164L120 163V166H118L119 168L121 167V168H124L125 169V167L124 166H126L127 165V163H128V165L129 164H131L132 163V161H133V159L131 158L130 159V161H131V163H129L130 161L127 159V163H126V165H124L125 164V162H126V159H124V160H122L119 156H117ZM119 158H120V162H119ZM123 158H124V156H123ZM133 158H136V159H138V156H136V157H133ZM136 159H134V161H133V163L134 164H136V162H138V161H136ZM139 159H140V157H139ZM138 159V160H139ZM143 159V160H142ZM117 160H114V161H117ZM121 160L123 161L122 163H123V165L121 164ZM141 160L142 161H144V158H142L141 157ZM113 161V162H114ZM125 161V162H124ZM136 161V162H135ZM142 161H139V163L141 162V163H143L144 164V162H142ZM116 163V162H115ZM143 164H142V167H144L143 166ZM126 166V168L128 169V167H129V170L131 171L132 169V167L133 168H135L136 166H138V164H136L135 166L134 165H129V166ZM141 165V164H140ZM139 165V166H140ZM123 166V167H122ZM130 166H132L131 168H130ZM82 167V168H83ZM110 167V166H109ZM109 167H106V168H109ZM118 167H116V165L113 167H111V169H106L105 171L107 172V173H105L103 170H101V172L100 171H98V173H97V171H95V170H97V169H95L94 171L96 172V173H94V172H92L91 174H90V172L89 173H87L88 171H84L85 173H87L88 174V176L86 175V176H84L83 177V174L81 175V173H78L79 175H81V176H79V177H77L78 178V180L77 179H75V183H76V181H78V186L79 187H84L85 185H87L86 186V188L89 186V185H94V182L96 183V185H94L95 186V188H96V186L97 185H100L101 184V182H102V179H104L105 178V174L107 175V176H110L111 178L112 177H114V179H115V181H117V180H119L120 178H121V176H123V173L121 172V170L118 168ZM141 167V166H140ZM87 168H89V167H87ZM91 168L89 169L90 171H92L91 170ZM94 168V167H93ZM115 168H117V169H115ZM139 168V167H138ZM137 168V169H138ZM150 169L152 168V167H149ZM149 168H147L146 167V169H148V170H146L145 168H139L138 170L140 171V169L142 170H144L148 175H149V173L152 175V173H153V171H151ZM154 168V167H153ZM105 169V168H104ZM124 169H122V170H124ZM79 170H81V169H79ZM126 170V169H125ZM149 170H150V172H149ZM110 171H111V174H110ZM138 171V172H139ZM76 172H78V171H76ZM83 172V173H84ZM131 172H133V171H131ZM149 172V173H148ZM50 174V172H47L46 174ZM105 173V174H104ZM122 173V174H121ZM141 173H143L142 171H141ZM110 174V175H109ZM154 174V173H153ZM126 175V174H125ZM143 176H144V173L142 174ZM150 175V177H152ZM155 175V174H154ZM120 176V178H118L117 179V177H119ZM60 177V178H59ZM144 177H146V176H144ZM143 177V178H144ZM76 178V177H75ZM93 179L94 180V182L92 183V184H88L87 183V181H90L91 179ZM147 178V177H146ZM160 178V177H159ZM50 179H48L47 180V182H49L50 181ZM73 179V178H72ZM87 179H89V180H87ZM113 179V178H112ZM145 179V178H144ZM152 179H153V177H152ZM158 179V178H157ZM156 179V180H157ZM105 180V179H104ZM146 180V179H145ZM58 181V182H57ZM59 181H60V183H59ZM92 181V180H91ZM154 181V182H153ZM153 183L155 184V182L157 183V181H155L154 179H153ZM112 182V181H111ZM51 183V182H50ZM68 183V184H69ZM87 183V184H86ZM112 183H114V181L112 182ZM81 185V186H80ZM157 185V184H156ZM159 185V184H158ZM54 186V185H53ZM68 186V185H67ZM69 187H70V185H69ZM90 187V186H89ZM89 187L87 188V190L89 189ZM93 187V186H92ZM99 187V186H98ZM152 187V186H151ZM2 190H5V189H3V188H1ZM52 189L54 190V191H52ZM90 190H92L91 188H90ZM89 190V191H90ZM1 191V190H0ZM82 191H84L83 193H85L86 194V192H85V189L83 188L82 189ZM81 191V192H82ZM99 191H100V189H99ZM98 190H97V192H99ZM70 192H71V194H70ZM80 192V193H81ZM164 192V191H163ZM1 193V192H0ZM2 193H4V191H2ZM1 193V194H2ZM19 193V192H18ZM17 192H16V194H18ZM52 193H51V195H52ZM74 193H77L76 195L74 194ZM87 193H89V192H87ZM96 193V192H95ZM99 193H101V192H99ZM48 194V197L46 196ZM47 194L45 195V198L47 197V199L49 200L50 199V195H49V193H48V191H47ZM166 194V193H165ZM28 195H29V193H28ZM27 195V196H28ZM69 195V196H68ZM87 195V194H86ZM89 195V194H88ZM44 196V195H43ZM42 196V200L43 199H45L44 197ZM53 196V195H52ZM163 196H166V195H163ZM73 197V198H72ZM82 197V196H81ZM88 197V196H87ZM86 197V198H87ZM97 197V196H96ZM98 197L100 198V195L98 194ZM21 198H22V196H21ZM69 198H72V199H70L69 200ZM85 197H84V199H86ZM47 199H45V200H47ZM51 199H52V197H51ZM45 200H43V201H45ZM47 200V201H48ZM62 200V203L64 202L65 203V201H63ZM69 200V201H68ZM37 201V200H36ZM35 201V202H36ZM51 201V200H50ZM52 201H54V198L52 199ZM81 201H79L77 204H78V207H79V203L81 204ZM84 201V200H83ZM33 202V201H32ZM57 202V201H56ZM29 203V202H28ZM34 203V202H33ZM46 203V202H45ZM52 203V202H51ZM50 203V204H51ZM25 205H27V204H25ZM30 205H31V203H30ZM37 205V204H36ZM51 205H54V204H51ZM4 206V205H3ZM33 206H35L34 204L32 205V207ZM38 206H39V204H38ZM56 206V205H55ZM31 207V206H30ZM31 207V208H32ZM40 207V206H39ZM52 207H54V206H52ZM5 208V207H4ZM3 208V209H4ZM28 209V208H27ZM33 209L35 210V207H33ZM42 209H44V208H42ZM53 209H55V208H53ZM75 209H76V207H75ZM33 210V211H34ZM45 210V209H44ZM8 211H9V208H8ZM32 211V213L34 214V212H36V210L33 212ZM38 211V210H37ZM43 211V210H42ZM78 211V210H77ZM4 212V211H3ZM10 212V211H9ZM46 213V212H45ZM78 213H79V215L81 216L82 215V213H80V211H78ZM5 214H6V212H5ZM12 214H14L13 212H12ZM30 214H31V212H30ZM29 214V215H30ZM33 214H31V215H33ZM37 214H39V211H38V213ZM41 214V213H40ZM40 214L39 215H36V216H39L40 218H41V216H40ZM44 214V213H43ZM96 214V213H95ZM98 214V217H102L101 216V214L100 213H97ZM100 214V215H99ZM10 215V214H9ZM78 215V214H77ZM79 215H78V217H79ZM84 215V214H83ZM86 215V214H85ZM106 215V214H105ZM47 216H48V214H47ZM50 216V215H49ZM65 216H68V219H70V221H71V219L73 220V218H75V217H72L73 215H65ZM71 218H70V217ZM93 216V215H92ZM28 217H30V216H28ZM45 217V216H44ZM89 217V216H88ZM94 218H91V219H95V221L96 220H99V223H101L100 222V220L102 219V222H104L105 220L106 221H108L109 220V218L107 217V215H106V217H104V218H99L98 219V217L96 218L95 216H93ZM39 218V221L38 220H36V218L35 217H32V218H30V222H31V226L33 225L32 223H35L36 221H38V223H40V221H41V219ZM81 217H79V219H80ZM83 218H85V217H83L82 216V219ZM89 218V219H90ZM37 219H38V217H37ZM67 219V220H68ZM88 218H86V220L88 221L89 220ZM103 219H105L104 221H103ZM56 220V219H55ZM64 220V219H63ZM81 220V219H80ZM85 220V219H84ZM45 221V220H44ZM44 221H42V222H44ZM61 221V220H60ZM69 221V222H70ZM75 221V220H74ZM86 221V222H87ZM90 221V220H89ZM88 221V223L90 224V223H94L95 221H90L89 222ZM47 223L49 222V221H46ZM61 222H63V221H61ZM60 222V223H61ZM65 222V221H64ZM69 222L67 223L66 222V224H67V226H68V224H69ZM72 222V221H71ZM78 222V221H77ZM81 222V224H84V226L82 225V227L83 228H80V229H84V230H86L84 227L85 226H87L88 225V223L85 225V223L86 222H84V221H80ZM83 222V223H82ZM95 223H98V222H95ZM95 223H94V225H95ZM105 223V222H104ZM25 224V223H24ZM58 224V223H57ZM56 224V225H57ZM62 225L64 224L65 225V223H61ZM22 225L23 224H21V222H20V219H19V217L17 218V217H15L14 219H10V217L8 218V216H6V215H4L3 213H2V211H0V236L2 235H11V237L13 236V237H15L16 235H18V234H20V231L22 230ZM37 225H39V224H37ZM97 225V224H96ZM95 225V226H96ZM59 226V225H58ZM61 226V225H60ZM60 226L58 227V229H60ZM33 227V228H32ZM31 227V229H29L30 231L29 232H34V230L36 231L37 229V226H36V224L35 225H33ZM36 227V228H35ZM57 227V226H56ZM62 227V226H61ZM98 227V226H97ZM35 228V229H34ZM55 228V227H54ZM63 229H64V227H62ZM60 229V231H63V229ZM68 229H69V226L67 227ZM67 228H66V230H67ZM93 228V227H92ZM57 229V228H56ZM57 229V232H60L59 230ZM90 229V228H89ZM41 230V229H40ZM43 230V229H42ZM48 230V229H47ZM84 230H82V232L84 231ZM90 230H92V229H90ZM28 231V230H27ZM87 231V230H86ZM89 231V230H88ZM37 232V231H36ZM38 232H39V230H38ZM43 232V231H42ZM42 232H41V234H42ZM24 233H27V232H24ZM56 234V232L54 233V235ZM7 235V236H8ZM22 235V234H21ZM33 235V234H32ZM57 235V234H56ZM56 235H55V239L54 240H56ZM62 235V234H61ZM67 235H68V233H67ZM28 236H30V235H28ZM35 236H37V234L35 235ZM43 236V235H42ZM52 236V235H51ZM58 236L60 237V233H58ZM10 237V236H9ZM19 237V236H18ZM38 237H39V233H38ZM21 238V237H20ZM50 238V237H49ZM61 239H63L62 237H61ZM60 238H59V241L61 240ZM86 239V238H85ZM148 239V238H147ZM50 240V239H49ZM65 240V239H64ZM48 241V240H47ZM88 241V240H87ZM143 241H144V239H143ZM52 242V241H51ZM64 242H66V240L64 241ZM149 242V241H148ZM148 242L146 243V245L145 246H147L148 245ZM50 243V242H49ZM49 243H47V245H49ZM84 243V242H83ZM91 243H92V241H91ZM143 243H145V242H143ZM46 245V244H45ZM83 245H85V244H83ZM91 245V244H90ZM150 245V244H149ZM144 246V247H145ZM50 247V246H49ZM54 247V246H53ZM143 247V248H144ZM139 248V247H138ZM147 248H149V250H150V246L149 247H147ZM137 249V248H136ZM46 250H47V248H46ZM51 250H53L52 249V247H51ZM148 250V249H147ZM48 251V250H47ZM47 251H46V253H47ZM137 251V250H136ZM146 250H144L143 252H145ZM51 252V251H50ZM141 252V251H140ZM148 253L150 252V251H147ZM137 253V252H136ZM148 253H146V255L148 254ZM139 255V254H138ZM140 255H141V253H140ZM143 255H144V253H143ZM142 255V256H143ZM145 255V256H146ZM142 256H140L139 258L142 260L143 259V263H144V257H142ZM138 258V256L136 257V259ZM48 259V258H47ZM140 260V261H141ZM128 262H129V260H127ZM145 261H146V259H145ZM63 262V261H62ZM132 264V263H131Z\"/></svg>",
    "mask_w": 264,
    "mask_h": 264
}]
</instances>
